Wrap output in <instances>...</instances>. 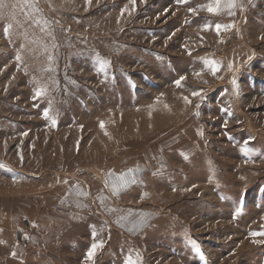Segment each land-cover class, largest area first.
<instances>
[{
	"label": "rangeland",
	"instance_id": "rangeland-1",
	"mask_svg": "<svg viewBox=\"0 0 264 264\" xmlns=\"http://www.w3.org/2000/svg\"><path fill=\"white\" fill-rule=\"evenodd\" d=\"M5 2L0 264H264V0Z\"/></svg>",
	"mask_w": 264,
	"mask_h": 264
},
{
	"label": "snow or ice",
	"instance_id": "snow-or-ice-1",
	"mask_svg": "<svg viewBox=\"0 0 264 264\" xmlns=\"http://www.w3.org/2000/svg\"><path fill=\"white\" fill-rule=\"evenodd\" d=\"M26 2H27V0H26ZM131 2L134 4L135 0H131ZM88 3H91V0H88ZM177 3H189V0H177ZM7 7H8V5L5 2V0H0V17L5 15L4 9H6ZM202 7H206V10L209 13H213V14H219L222 9H227L229 11V14L231 15V14H233L231 12V10L236 7V0H212L211 3H208L206 6H202ZM125 11H127V9H125ZM189 11L192 12L193 14L196 13V9L195 8H189ZM7 15L12 16V18L14 19V14L13 13H7ZM11 27H12V25L8 24L4 28L5 36L9 35V30L11 29ZM208 27H211V25H206V28H208ZM215 27H216L217 32H219L222 28H225L226 26L217 24ZM170 38L171 37H169V39ZM261 38L264 39V37H261ZM16 59L19 61V60H21V57L17 56ZM49 59L51 60L52 58L49 57ZM205 64L211 68L213 74H215L219 70V66L216 64L215 61H205ZM49 70H51V69H49ZM101 70H103V64H101ZM231 70H232V65H229V71H231ZM25 72H27V69H25ZM197 75H199V74H197ZM186 79H187L186 76H181L178 80L175 81V83H176L177 86H180L182 81H184ZM231 83L233 84L234 88H238V84H237V81H236L235 78L232 79ZM45 94H46V89L37 88V90L34 92V98H39V97H41V96H43ZM192 95L193 96H200L201 98H203L201 91H194L192 93ZM184 99H185L186 102L191 103V101L188 100L187 97H185ZM198 114L199 113H197V115ZM45 115L47 116V113H45ZM55 123H56V121L53 120V124L54 125H55ZM100 127L101 128H105V124H104L103 121H101ZM225 127H227V124H225ZM132 172H134V170H130V172L128 174L122 175L120 177V181H121L120 185H117V184L113 183L112 188H113V191L116 194H119L121 187H127V185L130 182L128 180V176L131 175ZM132 182H134V177H133V181ZM78 206H80V205H78ZM120 220H127V217H121ZM119 222L120 221L118 220L117 223H119ZM140 222L142 223L143 221L141 220ZM251 235L253 237L264 236V232H253V233H251ZM253 242L254 243H258V244H264V240H254ZM99 247H102V242L99 245L93 244L91 246L89 252L87 253L88 259H93L95 257V254H96V252H97ZM13 255H15V253H13ZM126 264H139V262L137 260H134L131 256H129L127 258Z\"/></svg>",
	"mask_w": 264,
	"mask_h": 264
},
{
	"label": "bare ground",
	"instance_id": "bare-ground-1",
	"mask_svg": "<svg viewBox=\"0 0 264 264\" xmlns=\"http://www.w3.org/2000/svg\"><path fill=\"white\" fill-rule=\"evenodd\" d=\"M236 167H237V166H236ZM236 171H237V170H236ZM203 180H204V179H203ZM203 180H202V181H203ZM225 209H226V208H225ZM227 209H228V208H227Z\"/></svg>",
	"mask_w": 264,
	"mask_h": 264
}]
</instances>
